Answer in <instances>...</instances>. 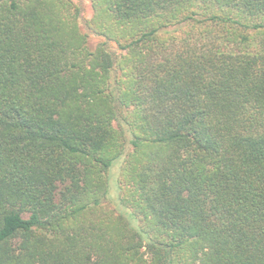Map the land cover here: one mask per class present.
I'll return each instance as SVG.
<instances>
[{"label":"trees","instance_id":"1","mask_svg":"<svg viewBox=\"0 0 264 264\" xmlns=\"http://www.w3.org/2000/svg\"><path fill=\"white\" fill-rule=\"evenodd\" d=\"M89 2L0 0V264H264V0Z\"/></svg>","mask_w":264,"mask_h":264},{"label":"rangeland","instance_id":"2","mask_svg":"<svg viewBox=\"0 0 264 264\" xmlns=\"http://www.w3.org/2000/svg\"><path fill=\"white\" fill-rule=\"evenodd\" d=\"M78 5L80 6L81 8V11H82V15L85 16V17H89L90 14H91V6H90V2L89 0H75ZM90 41L92 42V44L94 43V38H91ZM120 162L121 160L118 159L117 161L114 162V164L111 166L110 168V193L111 194H114L115 193V199H111L108 197V199L111 201V203L114 205V207H116V209L118 207L124 209L126 211L127 214H125L126 216H130L131 213L129 210L125 209L124 207H122L118 201V197H117V187L114 186V180L116 179L117 177V174H118V170H119V166H120ZM115 185H116V181H115ZM115 188H116V192H115ZM127 216V217H128ZM132 223H135V219L133 218V220L128 217Z\"/></svg>","mask_w":264,"mask_h":264}]
</instances>
